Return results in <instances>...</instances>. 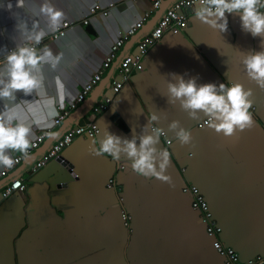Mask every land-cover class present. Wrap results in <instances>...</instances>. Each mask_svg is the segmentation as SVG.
Instances as JSON below:
<instances>
[{
  "label": "crops",
  "instance_id": "crops-1",
  "mask_svg": "<svg viewBox=\"0 0 264 264\" xmlns=\"http://www.w3.org/2000/svg\"><path fill=\"white\" fill-rule=\"evenodd\" d=\"M46 2L72 22L57 39L48 38L52 32L47 30V18L39 12ZM170 2L162 0L150 12L145 23L117 49L84 100L55 123L58 108L75 100L101 67L111 44L151 9V2L21 0L17 6L18 0H0V51L15 50L29 41L17 30V20L22 19L29 29L37 23L48 31L37 51L47 46L53 54H63L56 70L43 67L41 89L27 97L17 93L15 101L0 100V113L18 105L21 120L32 127L31 139L48 131L40 144L47 142L42 152L75 125L92 119L100 129L93 137L74 139L36 172H30L33 163L25 157L0 179V264H220L217 257H209L204 226L188 207L191 200L181 192L180 181L185 178L180 166H185L186 177L199 186L214 209L226 244L244 258L264 253V123L257 110L249 109L252 130L228 140L207 125L197 127L201 120H191L178 103L170 106L166 99L167 82L176 74L186 80L196 78L198 84L240 83L255 91L253 98H260L259 106L264 109V91L249 81L242 64L248 52L264 49L259 37L242 30L238 15L226 13L228 30L220 33L196 18L200 7L189 9L186 26L164 31L148 48L142 69L131 73L104 111L92 113L97 101L112 95L120 61L136 52L138 40ZM94 4L107 13L88 14ZM85 16L88 23L82 24ZM5 64L4 54H0V69ZM90 99H94L92 104ZM80 108L83 114L72 123L74 112ZM152 114L161 117L158 125L152 122V126L160 127L170 139L166 145L160 137L157 147L171 153L166 174L172 177L175 188L138 177L129 161L89 154L90 150L100 152L106 129L130 139L132 130L139 135L148 120L151 122ZM174 120L192 131L194 148L175 141L174 133L168 131ZM16 177L24 179L26 189L3 198V186ZM109 177L115 181L112 188L106 186ZM120 192L133 217L132 235L120 221L119 209L124 208L117 200Z\"/></svg>",
  "mask_w": 264,
  "mask_h": 264
},
{
  "label": "clouds",
  "instance_id": "clouds-1",
  "mask_svg": "<svg viewBox=\"0 0 264 264\" xmlns=\"http://www.w3.org/2000/svg\"><path fill=\"white\" fill-rule=\"evenodd\" d=\"M21 0H18V5ZM207 7L199 8L196 18L214 30L224 33L228 30L227 14L240 17L241 28L253 38L259 37L264 49V0H205ZM12 9L11 3L7 4ZM47 18V30H59L64 20V13L46 2L39 10ZM17 30H21L33 45H39L48 31L33 23L29 29L27 22L17 20ZM6 64L0 69V100L15 101L17 93L25 97L32 95L43 87V67L56 70L63 54H53L45 46L37 51L35 46H16L15 50H2ZM244 70L249 81L264 91V50L248 52L243 60ZM227 74V73H226ZM167 82V103L170 106L179 104L180 109L194 121L207 120V128L214 130L225 139L239 138V134L252 130L254 122L249 109L253 104V90L246 89L240 83L198 84L196 78L185 79L171 74ZM174 81V82H173ZM120 91V90H119ZM119 93V92H118ZM116 93V94H118ZM114 93H112L113 95ZM114 94V95H116ZM111 95V96H112ZM113 99V96H112ZM19 106L0 113V166L11 168L15 161L10 153L20 152L28 155L31 147L32 127L20 118ZM161 117L152 114L151 122L143 126L139 135L132 130L131 138L111 134L108 129L100 140V152L89 151L92 156L107 154L115 161L130 162L131 171L138 177L153 181L158 180L175 188L170 175L166 174L171 162V153L158 148L161 135H167L160 127L153 128L152 122L158 125ZM168 131L174 133L175 141L181 146L195 147L190 129H185L180 121L174 120L168 125ZM168 145V144H167ZM192 157L193 153H189Z\"/></svg>",
  "mask_w": 264,
  "mask_h": 264
},
{
  "label": "built area",
  "instance_id": "built-area-1",
  "mask_svg": "<svg viewBox=\"0 0 264 264\" xmlns=\"http://www.w3.org/2000/svg\"><path fill=\"white\" fill-rule=\"evenodd\" d=\"M162 0H150L151 9L149 11H144L140 18L129 27L123 33H120L116 40L111 44L109 52L105 56L104 60L101 63V67L97 72L90 76L87 83L80 89L77 93L75 100L68 103L67 105H62L59 107V111L54 119L55 123H58L63 117L67 116L72 109H74L77 103L84 100L85 95L91 90L93 85H95L101 79V71L106 69L111 63L112 59L115 56L117 49L127 41L132 35L135 34L138 28H140L152 10H156ZM198 6L200 8L207 7L205 0H174L171 4L165 9V11L157 19L156 23L151 27V29L142 36L136 45V52L126 55L119 63V73L118 79H115L112 82L111 90L112 93L116 94L122 88V85L129 79L131 73L134 71H140L142 69L143 59L148 51V48L154 44L162 35L163 32L168 29H183L187 24V12L189 9ZM264 12V9H261ZM100 13L105 15L107 13L106 9L102 8L98 4H94L88 8V14ZM82 24L88 23V17H83L80 21ZM72 25L71 21L63 20V23L59 30L49 34V39H57L63 36L66 30ZM41 44V43H40ZM39 44V45H40ZM21 46H35L33 42L28 41L23 43ZM11 51V50H10ZM112 96H105L92 107V113H98L104 111L111 103ZM197 127H202L207 125V120H201L198 122ZM99 133V128L94 120L86 121L82 124L75 125L67 129L58 139H56L51 146L39 157L33 164L30 166V172L34 173L39 170L43 165H45L49 160L55 158L58 153L74 139L78 137H93ZM48 135V131H41L36 134L35 137L31 139V147L28 150V155L25 156L22 153H18L12 157L15 161L14 165L11 168L4 167L0 170V179L6 176L7 172L14 168L17 163H19L23 158L28 157L37 149L40 144L43 142L44 138ZM162 136V135H161ZM165 144H169L170 140H165ZM123 165H120L122 167ZM113 178L107 180L106 186L113 187ZM26 189V183L22 177H16L10 182L5 184L2 188L1 195L2 197H7L13 192H23ZM182 191L188 193L191 196V207L194 210H197L201 221L204 223V230L208 237L211 238V245L214 251L220 256L223 264H264V256L257 255L252 259L241 260L239 253L232 247L224 245V243L219 239L218 232L219 228L215 225V222L212 220L211 212L209 210L208 203L204 199L203 195L200 193L198 188L189 182H185V185L182 188ZM119 199V198H118ZM122 218L127 224L129 216L123 211L121 213Z\"/></svg>",
  "mask_w": 264,
  "mask_h": 264
},
{
  "label": "water",
  "instance_id": "water-1",
  "mask_svg": "<svg viewBox=\"0 0 264 264\" xmlns=\"http://www.w3.org/2000/svg\"><path fill=\"white\" fill-rule=\"evenodd\" d=\"M172 1H174V0H171V2ZM171 2H170V4H171ZM170 4H168V6L170 5ZM168 6H166L165 8H162V10H161V12H160V15H162V13L165 11V9L168 7ZM160 15H158V18L160 17ZM229 84L231 85V84H234L233 82H229ZM253 93H254V95H255V91H253ZM117 95V94H116ZM113 97H114V94L112 95ZM257 96V95H256ZM253 99V104H252V107L250 108V109H252L253 111L256 109L257 110V112H258V116L260 117V120L264 123V109H262V107L261 106H259V100H260V98H252ZM90 100H92V99H90ZM94 100V99H93ZM93 100L91 101V104L93 103ZM259 101V102H258ZM258 102V103H257ZM84 110V109H83ZM83 110H81V108L80 109H78L76 112H74V114H73V116H72V123H76V119H74L75 117H78V114L79 115H82L83 114ZM255 110V111H256ZM71 125V124H70ZM99 128V127H98ZM200 129V128H199ZM99 131H100V129H99ZM164 131V130H163ZM255 131H256V129H255ZM79 138V137H78ZM161 138L165 141V140H170L169 138H167L166 137V135H162L161 136ZM54 141H51L50 143H49V146H51V144L53 143ZM44 145H46L47 146V142H45V144ZM44 145H40L39 147H38V151H39V157L44 153V152H42V147L44 146ZM48 146V147H49ZM46 148V147H45ZM37 150H35V152H33L31 155H29L28 157L30 158L29 160H31L30 161V164H32L34 161H35V159H37L38 158V156H37V158H35V155L38 153L37 152ZM27 157V158H28ZM121 165H123L122 166V168L124 167V164H121ZM31 166V165H30ZM184 167V168H183ZM121 168V169H122ZM180 168H181V170H183V171H180V174L185 178V179H183L182 181H180L181 182V185H180V187H181V192L184 194V195H186L190 200H191V196L188 194V193H185V192H183L182 191V188H183V186L185 185V181H188V182H190L191 184H193L194 186H196L197 188H198V190L200 191V189H199V186L196 184V183H193L192 181H190V179H188L187 177H186V175H185V170H186V168H185V166H180ZM109 178H111V177H109ZM108 178V179H109ZM107 179V180H108ZM107 182V181H106ZM123 191V190H122ZM200 193L203 195V197H204V199L206 200V197H205V195L200 191ZM117 200H118V202H122V204H123V209H119V216H120V221H121V223H122V225H123V227L127 230V231H129L130 232V234H131V232H132V234H133V217H132V215H131V212H129V209L126 207V205H125V199H124V194L122 193V192H120L119 193V199L117 198ZM206 202H207V200H206ZM208 206H209V210H210V212H211V216H212V220L215 222V225L220 229L219 230V232H218V237H219V239L224 243V245H227V246H230V245H228V244H226V242L222 239V236H221V234H222V226H221V223H220V221H219V219L216 217V215H215V213H214V209L213 208H211L210 207V205L208 204ZM190 209H192V207H190V205L188 206ZM195 213H196V215H197V217H198V219H199V221L201 222V224L204 226V223L201 221V219H200V217H199V213H198V211L197 210H194V209H192ZM125 212L128 216H129V219H128V224H125V221H124V219L122 218V216H121V213L122 212ZM131 234V235H132ZM206 234V233H205ZM206 237L208 238V248H207V250H208V254H209V257H217V261H219L220 262V264H223V262H222V260H221V258H220V256H218L217 255V253L214 251V249L212 248V245H211V238L210 237H208L207 235H206ZM231 247V246H230ZM233 248V247H232ZM238 253H239V251L238 250H236ZM258 255H260V256H264V253H261V254H258ZM239 256H240V259L241 260H247V259H252V258H254L255 256H257V255H254V256H252V257H247V258H244V257H242L241 256V254L239 253Z\"/></svg>",
  "mask_w": 264,
  "mask_h": 264
},
{
  "label": "bare ground",
  "instance_id": "bare-ground-1",
  "mask_svg": "<svg viewBox=\"0 0 264 264\" xmlns=\"http://www.w3.org/2000/svg\"><path fill=\"white\" fill-rule=\"evenodd\" d=\"M153 128H155V127H153Z\"/></svg>",
  "mask_w": 264,
  "mask_h": 264
}]
</instances>
